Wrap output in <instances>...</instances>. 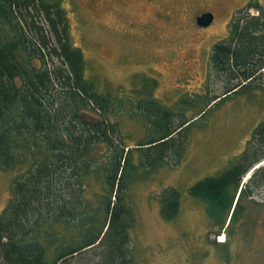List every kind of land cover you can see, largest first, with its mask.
<instances>
[{"label":"trees","instance_id":"trees-1","mask_svg":"<svg viewBox=\"0 0 264 264\" xmlns=\"http://www.w3.org/2000/svg\"><path fill=\"white\" fill-rule=\"evenodd\" d=\"M70 32L59 0H0V170L22 171L0 214V264H134L129 245L133 213L126 202L130 149L122 144L117 119L124 101L87 77L84 53ZM210 65L226 96L208 97L206 107L244 95L264 109L260 1L239 11L228 37L213 46ZM149 114L159 132L145 144L152 148L166 145L193 120L175 127L172 114ZM98 144L109 156L95 171L103 193L93 207L86 190L97 166L92 154ZM146 159L152 165L158 157ZM263 161L264 114L233 164L197 182L190 194L206 204L217 225L228 217L229 225L237 224L249 217L241 201H251L264 188V165L253 170ZM164 193L161 215L172 220L179 214L180 193Z\"/></svg>","mask_w":264,"mask_h":264},{"label":"rangeland","instance_id":"rangeland-1","mask_svg":"<svg viewBox=\"0 0 264 264\" xmlns=\"http://www.w3.org/2000/svg\"><path fill=\"white\" fill-rule=\"evenodd\" d=\"M59 1L69 18L72 43L84 53L87 77L124 101L117 119L122 144L130 149L127 177L132 182L126 202L133 213V263L264 264V188L251 201H241L249 222L244 218L234 225L228 224L229 217L214 223L206 204L190 194L197 182L233 164L262 120L264 109L244 95L208 107L204 102L224 93L210 65L213 46L228 37L239 11L254 1L264 5V0ZM203 11L215 15L207 29L196 23ZM153 111L172 114L175 127L193 120L166 145L152 148L145 144L159 136L148 118ZM108 156L102 144L92 154L97 166L88 179L86 197L93 207L103 193L95 171L106 165ZM147 157L158 159L151 165ZM261 165L264 161L253 170ZM21 173L0 170V214ZM169 189L180 193V210L174 219L165 220L160 199Z\"/></svg>","mask_w":264,"mask_h":264},{"label":"water","instance_id":"water-1","mask_svg":"<svg viewBox=\"0 0 264 264\" xmlns=\"http://www.w3.org/2000/svg\"><path fill=\"white\" fill-rule=\"evenodd\" d=\"M214 16L211 13H204L197 17L196 23L200 27H207L213 22ZM226 95H222V97H225ZM221 98H218V100Z\"/></svg>","mask_w":264,"mask_h":264},{"label":"flooded vegetation","instance_id":"flooded-vegetation-1","mask_svg":"<svg viewBox=\"0 0 264 264\" xmlns=\"http://www.w3.org/2000/svg\"><path fill=\"white\" fill-rule=\"evenodd\" d=\"M204 13H211V14H213V16L215 17L214 13L211 12V11H203V12H201L198 16H200V15H202V14H204ZM198 16H197V17H198ZM197 17H196V19H197ZM213 21H214V19H213ZM212 23H213V22H212ZM212 23H211L209 26H207V27H200V26H198V27H199V29H207V28H209V27L212 25ZM118 97H120V96L118 95ZM121 100H122V99H121ZM252 198H254V196H253Z\"/></svg>","mask_w":264,"mask_h":264},{"label":"bare ground","instance_id":"bare-ground-1","mask_svg":"<svg viewBox=\"0 0 264 264\" xmlns=\"http://www.w3.org/2000/svg\"><path fill=\"white\" fill-rule=\"evenodd\" d=\"M224 237H221V241H223Z\"/></svg>","mask_w":264,"mask_h":264}]
</instances>
